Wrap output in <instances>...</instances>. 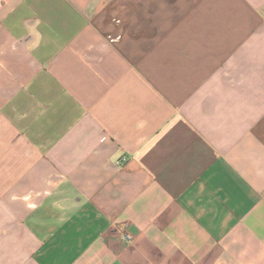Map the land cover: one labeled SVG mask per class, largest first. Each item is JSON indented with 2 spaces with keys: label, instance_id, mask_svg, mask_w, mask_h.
I'll list each match as a JSON object with an SVG mask.
<instances>
[{
  "label": "crops",
  "instance_id": "crops-1",
  "mask_svg": "<svg viewBox=\"0 0 264 264\" xmlns=\"http://www.w3.org/2000/svg\"><path fill=\"white\" fill-rule=\"evenodd\" d=\"M0 264H264V0H0Z\"/></svg>",
  "mask_w": 264,
  "mask_h": 264
},
{
  "label": "built area",
  "instance_id": "built-area-1",
  "mask_svg": "<svg viewBox=\"0 0 264 264\" xmlns=\"http://www.w3.org/2000/svg\"><path fill=\"white\" fill-rule=\"evenodd\" d=\"M125 160H126V158L123 159V161H125ZM119 163H121V161H119ZM126 239L131 240V236L130 235H126Z\"/></svg>",
  "mask_w": 264,
  "mask_h": 264
}]
</instances>
